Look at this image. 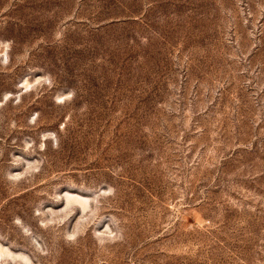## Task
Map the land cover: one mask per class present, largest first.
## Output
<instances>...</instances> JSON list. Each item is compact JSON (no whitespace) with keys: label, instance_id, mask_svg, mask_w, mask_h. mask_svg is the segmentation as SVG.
Here are the masks:
<instances>
[{"label":"rangeland","instance_id":"rangeland-1","mask_svg":"<svg viewBox=\"0 0 264 264\" xmlns=\"http://www.w3.org/2000/svg\"><path fill=\"white\" fill-rule=\"evenodd\" d=\"M0 264H264V0H0Z\"/></svg>","mask_w":264,"mask_h":264}]
</instances>
